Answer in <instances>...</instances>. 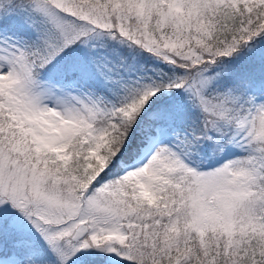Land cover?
Masks as SVG:
<instances>
[{"label":"snow or ice","instance_id":"obj_1","mask_svg":"<svg viewBox=\"0 0 264 264\" xmlns=\"http://www.w3.org/2000/svg\"><path fill=\"white\" fill-rule=\"evenodd\" d=\"M0 264H264V0H0Z\"/></svg>","mask_w":264,"mask_h":264}]
</instances>
